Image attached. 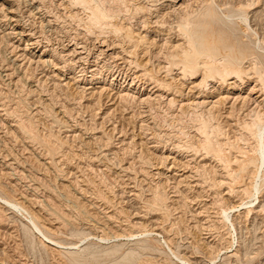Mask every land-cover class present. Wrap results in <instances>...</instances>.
I'll return each instance as SVG.
<instances>
[{
	"label": "rangeland",
	"instance_id": "374dc122",
	"mask_svg": "<svg viewBox=\"0 0 264 264\" xmlns=\"http://www.w3.org/2000/svg\"><path fill=\"white\" fill-rule=\"evenodd\" d=\"M37 1L35 3L34 8H31V6L27 7L25 5V0L24 3L23 0H16L15 4L20 7L22 6L21 8L22 12L25 10L24 16L25 18L28 17V20L26 18L25 21L27 20L28 21L27 23H31L32 21L34 24V29L38 33L42 32L41 33L42 35L40 34L41 37L39 36V34L37 35L38 38L40 37L39 40L41 41L44 40L43 41L44 45L42 47L45 46L51 47L52 45L53 47H51V49H56L60 51L62 50L65 44L68 45L69 42L72 43L76 42L75 39H78L77 41L78 43H81L84 40L85 41L88 40V43L89 41L91 42L92 40L96 41L99 32L95 31L97 32L96 33L97 37L94 34L93 35L95 37H91L93 36L92 33L94 31L89 32L90 34L88 33V31L87 32L85 31L86 27L88 26L84 23L85 21L83 20L89 15L88 11L83 10L84 12L82 11V13H80L79 15L80 17L78 16L79 17L78 18L74 14L75 13L74 10L77 7L75 5L70 4L71 0H65L67 4L62 0H40V1L37 0ZM97 1L98 0H94L95 3ZM123 1L99 0L97 3L98 5L100 4L103 5L102 7L104 8H107L109 5L108 9L110 11L113 10L114 12L115 10L116 13L118 11L117 14L119 15L117 16L115 14L116 15L115 18H117L118 20L114 19V21L116 20V22H118L121 25L123 22L122 20H126L123 22L124 23L123 25L126 28L131 26L132 29L135 28L134 30H136V32L138 31V29L136 28H141V33L142 30L144 31V29H142L144 25L143 23H141L140 20L141 17L148 18L146 16L149 15H150L149 17H151L150 13L152 12L153 14V11L154 10L158 11L159 8H160L159 12L160 11L162 12L163 9L162 5L164 4V1L163 2L159 1L156 2L159 3L157 5L155 2H153L156 0H152V2L151 0H146L147 2H145V0H137V1L132 0V2L129 0L127 1L123 0ZM209 1L210 3H208ZM221 1L222 0H218V1L201 0L200 2L197 0V2H195V0L194 1L189 0L190 3L189 2L188 3L191 6L190 10L193 6L192 11L194 12L188 11L189 14L187 18L189 19L190 15H192L193 18L191 16L189 20L193 21L196 18L194 20L195 22H201L205 24L206 34L209 35V42L211 41L210 43H213L214 45L217 42L215 46L219 48L222 54H224L225 51H228L229 49L230 50L233 49L236 52L235 54H237V52L239 51L245 52V55H247L249 59L246 58L244 61L245 63L244 62L243 63L245 64L244 67L247 68L246 70H248L249 73L253 72L250 69L251 66H253L252 64H255L256 62L260 63V65L258 64V66H260L261 69L264 70V0H243V1L223 0L222 2ZM225 1L226 3H224ZM192 2H194V5H192L193 4ZM125 3L128 5V7L126 6ZM131 3L133 4L131 5ZM143 3L146 4V6L148 7L144 6ZM0 4H2V2H0ZM122 4H125L126 7ZM5 5L6 7L4 5L0 6L1 11L3 10L2 7L5 8L3 12L0 11V16L7 15V9L9 8V5L7 4ZM36 5H38V7ZM60 5L62 9L60 8ZM70 5L76 8L72 10L73 8L71 9ZM110 5L112 6L110 7ZM142 6L144 8L145 7L147 8L146 16H144V14L140 16L141 14L139 13L140 14L139 15L136 12V8ZM66 7L67 9H69V12L68 11L65 12ZM58 8L61 10H59ZM32 9L34 10L32 11ZM129 9L130 11H128ZM56 10L57 11L59 10L58 14ZM148 10L150 11V13L148 12ZM208 10H210L211 12L209 16L207 15L208 13H206ZM240 10H242L243 13H241ZM34 11L35 12L37 11L38 13L35 14ZM119 11H121V13H119ZM213 12L214 13L216 12L215 13L216 16L214 15ZM30 13L31 14L33 13L34 15L32 14V16H29L28 14ZM66 13L67 15H64ZM83 13L87 16H85ZM122 13L123 16L121 15ZM62 15L64 17H62ZM69 15L71 17H69ZM131 15L133 19L132 17H129ZM228 15L230 17H228ZM3 16H1L2 20H4ZM57 16L59 17L61 16L60 17L61 19L58 18ZM30 17H32V19ZM197 17L199 18L197 19ZM208 17L209 19H207ZM227 17L230 19H227ZM68 19L71 21H69ZM134 19L136 21L130 23ZM217 19L219 21H217ZM50 20L51 21L54 20V21L50 22ZM127 20L129 21V24ZM173 20L172 18H169L167 20L169 26H174V27L178 26L177 24H179L178 20H180V17L178 19V15H176V17H173ZM4 21H7V18ZM175 22H177V24ZM4 23H2V25L0 24V47H1L0 48V54H1L0 55V110H1L0 111V200L8 196L7 198L11 200L13 199L14 201L16 199V201L22 203L29 213L31 212L32 214L35 215L39 224L44 228V230L53 239L61 243L67 249H57L51 245L44 246L40 240L41 239L40 234L37 233L36 229L31 225V221H30L31 215H28L25 211H23L22 213L19 210H17V212H15L14 210H9V208L7 207L5 208L4 204L0 203V264H165V263L181 264L182 262L179 263L180 260L177 259L176 256H179L181 259L190 258V260L195 264H264V228H263L264 227V166L263 169L262 167L259 168V170L262 169L260 171L255 170L256 168L253 167L254 165H251V163L248 161L255 156L252 159L255 161V163L258 164L256 159L258 157L256 156V153H254V151L251 150L252 149V147L250 146L251 143L247 142L246 140L242 142L243 139L240 138V136L243 134V131L241 126H239V124L241 123L242 118L244 119L243 113H242L243 115L242 117L241 115H239L241 114L240 112H236L235 113L236 115L234 116L235 118L233 117L229 122V119H227L226 117H227V112H230V110L228 109V107H221V109L224 108L223 109L224 117L221 116L220 118V116H218L217 114V116L213 117L214 120L212 118V120L210 121L212 123L210 125L212 126L216 125L217 127H222L220 128L221 130L223 128L224 129L220 132L219 140L217 139L219 133L215 134L214 132V135H212L211 137L212 140L206 142L205 139L200 138L199 136L197 137L198 135L197 126L202 124L201 122L204 120V118L206 120V117L209 119L210 116L205 115L206 113L203 111L202 112L197 111L198 112L197 113L194 111L190 112L188 109L182 107L186 110L184 111L181 108L182 102H180V100L186 101V99L192 98L193 96L196 97L198 95V93L196 94L195 92L191 91L192 86L190 83H192L193 81L192 78H189V80L186 83H184L179 79V77H177L178 72L176 69L173 70L174 72L170 71V74L173 75V78L170 75L167 76L168 73L166 70H165L166 73L164 72V70H161L163 66L164 67L167 66L165 61L169 62L167 59L165 60L163 57V55L167 57L166 55L167 53H169L167 50L169 48L168 45L166 47L162 46L164 48L162 50L163 55H161L160 57L157 55L159 58L155 57L156 58L155 60L154 58L151 60L154 65H151L152 63L150 59L148 62V60L143 59L141 56H139L138 58L136 57L137 59L135 58L134 61L135 62L137 61V64H139V58H140L141 60L140 63L142 64V66L145 64V67L147 66L146 67L147 69L150 68L152 69V70L150 69L149 72L150 76L152 77L148 76L149 78L147 77L148 79H146L147 80L146 82H148L151 86H155L152 83L153 82L156 83L157 80L155 79L158 78V80L160 81L157 82L158 84H163L166 86L165 87L166 90L169 91L171 90L170 94L164 92V95H169V99L172 98L175 101L173 105L174 107L167 105L168 101L165 99H164L165 101L162 100V104L157 103L155 101L152 103L153 105H148V106L140 105V104L138 105V103L131 102V100L130 102L126 101L124 104V101H121L118 95H116L117 90L113 91L112 90L113 88L112 89L110 88L112 91L109 89H108L109 91L106 90L102 96L101 90L97 88L99 86L95 83L94 85H92L93 90H87V92L86 91L84 92L82 89H79L78 86L76 85H72L73 82H71V86L69 87V89L65 87L64 85L65 82H63L62 79L70 78L72 74L69 72L71 71L58 72V70H56L57 68L56 64H58L59 62H57L56 60H54L55 64L51 63V66L50 63L48 64L49 66L47 64L41 65L35 63L38 61L37 56H41L40 54L42 53L43 48L42 47L39 48L38 49L39 51L38 50L25 51L27 45L26 41H22L23 39H21L20 36L15 34L16 32L13 30L12 26L8 25L9 22H4ZM78 23H82V24L78 25ZM168 23H165V25L166 24L168 25ZM45 26L46 27L49 26L48 27L49 29L46 28ZM55 28L57 31L54 30ZM8 32L13 33L12 37L11 35L7 34ZM5 34L8 35L7 38H5L7 36ZM58 34L60 37L58 36ZM145 34L146 32L143 33V35ZM3 35H5V37ZM13 35L14 37L16 36V38H14ZM87 35L89 37H87ZM147 35L151 40L153 38L155 40L156 38L157 39L160 38L157 34L156 36L155 34L153 35L147 34ZM70 36L71 37L75 36L74 37L75 39L71 38ZM9 37H11L12 39ZM82 38H84V40ZM49 39L52 41H49ZM62 39L64 40V42H62L63 41ZM213 39H215L214 40L215 42H213ZM46 41H48V43ZM57 42L59 45L57 44ZM162 44L165 46V42ZM17 46H19L20 48ZM57 47H59L60 49ZM223 48L225 50H223ZM35 52L38 54H36ZM93 60L94 59L91 58V62ZM60 61L62 62V60ZM157 62L160 65H158ZM14 63L16 65H14ZM32 63L34 65H32ZM148 64H150L151 66ZM40 65L42 67H40ZM157 65L160 66V69ZM162 71L163 74L161 73ZM132 73L133 72H130L128 74H130V77L134 78ZM255 77H253L252 75V78H254L255 80L253 79L252 84L250 85L248 84V86L247 84H245V86H243V88H245L244 90L241 91L236 89L235 91H231L230 94L234 96H238L240 93L247 95L248 94L247 92H249V88L254 86L256 81H258L256 80ZM201 78L202 76L200 75V77L197 80L200 81ZM149 79H151V81L152 79L154 80L151 82ZM178 80H179V84L183 85L181 86L182 88L179 86ZM244 82H247V79L246 81L244 80ZM208 83H209L208 85L212 84L211 81H209ZM61 84H63V86ZM174 86H176V90H174L175 89ZM71 87L73 88L71 89ZM208 87H211V85ZM150 88L152 87H149V89ZM186 88L187 90H185L186 91L185 92L184 89ZM81 90L83 91V94ZM227 91L228 90H226V92ZM94 92L97 94H95ZM81 94L83 96L85 95L86 98H84ZM100 94L101 96H99ZM182 94H184L183 95L185 96L184 98H182L183 97ZM109 95L111 96V98ZM177 95L180 97H178ZM218 98L219 96L214 97V100ZM98 100L101 102H99ZM164 104H166L167 106ZM152 106L155 107L152 108ZM260 111L261 109L259 110V112ZM263 111L264 108H262V111L260 112L262 115L261 117L263 118V119L261 118V121L264 124ZM184 113L187 114L189 113L192 116L189 114L185 115ZM193 113L194 114L196 113L198 117L193 116L194 115ZM199 115H201L202 117ZM237 115L240 117V120L238 119L239 117ZM182 116L184 119L182 118ZM195 117L198 118L199 120L198 119L196 120ZM215 118L218 119L217 122ZM193 119L195 120L193 121ZM237 119L240 121V123ZM195 121L196 123L197 121H199L200 124L197 123L198 125H196ZM213 121L215 122L213 123ZM218 122H220L221 124L219 125ZM231 123L232 124L237 123L236 124L237 126L236 125L233 126ZM19 124L24 125V127H27L28 128L27 130H32V133L34 134H32L29 131L21 130L20 129L21 125ZM227 124H231V125L227 126ZM16 125L20 126V127L18 126L19 129L16 127ZM231 126H233V128H231ZM235 127L237 131L239 130L237 133ZM234 130L237 136L235 135ZM183 132L186 134L188 132L189 134L190 133L192 134L190 135L188 134L186 136ZM23 133L27 136L24 135V137H22ZM28 135L30 137H28ZM174 137L176 138L174 139ZM227 137H229L230 140L232 139L231 142L232 141L234 142L230 143V140ZM197 138H199L198 142H197ZM200 140L204 142L199 143ZM215 141L217 142L225 141V142L223 143L219 142L217 144ZM210 142L215 143V145L211 144ZM177 144L179 148L180 147L182 148V150L181 149L179 150V148H177ZM210 144L213 146H211ZM192 145L194 146V148L197 147V149L199 150L202 148L203 149L202 151L200 150L199 153L195 152V154H198V156L195 159V163H192L191 166L194 167H199L201 165L203 166L201 157L204 155V154L202 155V153H205L204 148H212L211 149L213 151L212 153L218 155L220 157L219 159L220 161L223 160V158H225L224 160L229 162L231 168L233 169L236 168V172L233 177L234 182H232V186L230 185L232 188L229 187L230 190L233 191V194L231 196L232 198L227 195L228 190L226 188L219 189V187H215L214 189L212 185L213 184L212 179L214 177L213 176L214 173L210 167L209 168L207 167L208 168V169L206 168L207 170L206 169L202 170V168L199 167L202 170L201 171L202 173L201 172L199 173L201 174V176L196 172L194 173V171L192 172L194 174H192L190 170L186 169L184 164L186 163V161L188 162V160H190V158L188 159V157L194 155V149L192 148L193 147ZM218 145L221 146V152L219 149L220 147ZM223 146H226L225 148L228 149H225ZM213 149L216 150V152H214ZM140 150L142 151V153ZM217 151L220 152L222 155ZM248 151L250 153H248ZM174 153L176 155H174ZM164 154L165 156L170 155L175 160L172 159L171 164L168 165L162 163L164 162V160H161V158H164ZM182 158L185 159L183 160ZM235 158H238L239 160L241 159L244 161H248V163L250 164V168L239 172L240 170H237L236 167L237 164L235 162ZM212 160L213 163H210L211 165L213 164L212 166H221L220 165L221 162L219 160L211 159L210 161ZM173 163L175 169L173 167ZM170 168H173V170ZM250 169L253 170L251 171ZM183 170L185 172H183ZM253 171H255L254 174ZM186 172L188 174H186ZM205 172H207V174H209L208 172H210V174L206 175V177L204 178L203 176H205ZM250 175L252 176L253 179L252 178L248 179V177H251ZM185 176L186 177L188 176L187 177L188 179ZM193 176H195L196 178H194ZM207 176L209 178H207ZM180 178L181 179L185 178V180L188 183L183 179L182 181ZM204 181L206 182V184L204 183ZM179 182L180 183L184 182V183L180 184ZM249 183H251L252 186ZM210 186L212 187V189L210 188ZM243 186L248 187L249 189L252 188L251 189L252 191L251 193H249L250 194L249 197L248 196H243L242 198L239 197L240 200H238V198L236 197V193ZM203 188L205 190L207 188L211 190L208 191L209 189H207L205 192ZM159 194L160 196H158ZM223 195H225V197ZM157 196L161 200L162 199L163 200L161 201L158 198L160 201L158 200L157 201L158 203H156L155 198H157ZM219 197L221 201H219ZM214 199L217 200V203L222 202L225 205L228 204L229 207L236 206L235 208L237 209L235 210L234 213L231 214V217L232 216L235 217V219H237L240 222L238 223V221L236 220L238 224L236 223L237 227L235 231L234 228L231 226L232 224L229 223H227L225 227L222 224L223 228L221 227L222 225L220 223V220L218 219V215L215 213L217 211L214 210L215 206L213 208V204L215 205L216 203ZM223 199L226 200L224 201ZM212 201L214 202L212 203ZM159 202H161L160 205ZM154 203L156 204V207L154 206L155 205ZM31 204L33 205L31 206ZM161 204L163 207H160ZM208 205L212 207L210 206L208 207ZM150 206H153L151 207L153 210L150 208ZM258 206H263L262 211L260 213L257 212L259 211ZM210 209H212V211ZM120 214H122L123 216H121ZM168 218L170 221L168 220ZM209 219L210 222L212 220L214 224L211 225V223L213 222L210 223L209 221H207ZM154 221H156V223ZM132 222L142 223L141 225L143 227L138 226L137 227L138 229L137 228L135 229V227L132 226L133 224ZM152 222H154L155 227L152 226L151 224ZM205 222L206 223L209 222V223L206 224ZM242 223H243L242 225L243 229L241 227ZM157 224H159V226ZM160 226L161 227L165 226V228L163 227L162 229L163 230L166 229L162 233V229L160 228L161 231L158 232L160 234V237H156L155 235L150 237L151 233L149 231L152 232V230L149 229H151L152 227V229L154 230V228L156 229V227H160ZM207 228L208 229L215 228V229L213 230L210 229L212 231L210 230L208 231ZM167 231H169V233ZM97 236L100 237L105 236L106 238H110V240L108 242H101L99 241V238ZM166 241L169 242L170 247L172 246L171 249L172 251L174 250L173 251V253H175L174 255H172V252L169 250L170 248L168 247Z\"/></svg>",
	"mask_w": 264,
	"mask_h": 264
},
{
	"label": "bare ground",
	"instance_id": "6f19581e",
	"mask_svg": "<svg viewBox=\"0 0 264 264\" xmlns=\"http://www.w3.org/2000/svg\"><path fill=\"white\" fill-rule=\"evenodd\" d=\"M15 1L16 0H0V2H2V4H0V6H5L6 7V5L5 4H7V5H9V8L7 9V15L6 16H3V15H1V16H3V18H4V20L7 18V21H4V20H2V17L0 16V24L2 25V23H4V22H9V24L8 25H11L12 26V28H13V30L16 32H14L16 35H18V36H20L21 37V39H23L22 41H26V48H25V51H36V50H38L39 48H41L44 44H43V41H41V40H39V38L41 37L40 36V34L42 33H38L35 29H34V24H33V22L31 21V23H27L28 21V17H26L27 18V20L25 21V16H24V11L22 12V6L20 7V6H18V5H16L15 4ZM36 1L37 0H28V1H26L25 0V5L28 7H30L31 6V8H34L35 7V3H36ZM40 1V0H39ZM62 1H64L65 2V0H62ZM61 1V2H62ZM99 1V0H98ZM97 1V2H98ZM111 1V0H110ZM118 1V0H117ZM123 1V0H122ZM127 1V0H126ZM129 1H131L132 2V0H129ZM135 1V0H134ZM137 1V0H136ZM159 1H164V4L162 5L163 6V9H162V12L160 11L159 12V9H158V11L157 10H154L153 11V14H152V12L150 13V9L148 10V12L151 14V17H149V16H146V7H148V6H146V4H144L145 2H147L146 0H145V2L143 3L144 4V6H146L145 8L142 6V7H138V8H136V12L140 15V16H142L143 14H144V16H146V17H148V18H145V17H141V23H143V28L142 29H144V31L142 30V33H141V28H136V29H138V31L136 32V30H134V29H132V27L130 26V25H128V26H130V27H128V28H126L123 24V22L124 21H126V20H122L123 22H122V24L120 25L118 22H116V20L114 21V19H117V18H115L116 17V15L118 16L119 14H117L118 13V11H117V13H116V11L114 10V12H113V10H109L108 9V7H109V5H108V7L107 8H104V7H102L103 5H98V3L96 2H94V0H71L70 2V4H72V5H75L76 7V9L74 8V6H71V9L72 10H74L75 11V16H79L80 15V13H82V11L83 10H85V11H88V13H89V15L87 16V15H85L84 13V15L85 16H87L86 18H84V20L83 21H85L84 23L88 26V27H86V32L88 31V33L89 32H92V31H97V32H99V35H98V37L96 36V33L97 32H93L92 33V35L94 34L96 37H97V39H96V41H93L92 39V41L90 42L89 41V43H88V40L87 41H85L84 40V38H82L83 40V42H81V43H78L77 41H78V39H75L74 37L75 36H77V35H75V36H73V37H71V38H73V39H75V41L76 42H74V43H72V42H69V44L67 45V44H63L64 45V47L62 48V50H60V51H58V50H56V49H51V47H53L52 45H51V47L50 46H45V47H42L43 48V51H42V53L40 54L41 56H37V59H38V61L37 62H35V63H38V64H43V65H48L49 63H50V66H51V63H54L55 64V62H54V60H56L57 62H59L58 64H56V66H57V68H56V70H58V72L59 71H62V72H65V71H71V72H69V73H71L72 74V76L70 77V78H66V79H62V81L63 82H65V87H67L68 89H69V87L71 86V82H73L72 83V85H76V86H78V88L79 89H82L84 92L86 91L87 92V90H93V88H92V85H94V83L95 84H97L99 87H97V88H99L100 90H101V94H102V96H103V94L105 93V91L107 90V91H109V90H111L112 88V90L114 91V90H117V92H116V95H118V97H119V99L121 100V101H124V104H125V102L127 101H129L130 102V100H131V102H134V103H138V105L140 104V105H153L152 103L153 102H157V103H161L162 104V100L163 101H165V100H167L168 102H167V105H170V106H173L174 105V103H175V101L171 98V99H169V95H164V92H166L167 94H170L171 92V90L169 91V90H166V86L165 85H163V84H158L157 82L159 81L158 80V78H156L155 80H157V82L156 83H152V84H154L155 86H151L148 82H146L147 80L146 79H148L149 77L148 76H150V74H149V72H150V69H147L146 67H145V64L142 66V64L140 63L141 62V60H140V58H139V64H141V65H139V64H137V61L135 62L134 60H135V58L137 57H139V56H141L143 59H146V60H148V62H149V59H150V61L154 58V60L156 59L155 57H160L161 55H163V53H162V50L164 49L163 47H166L167 45H168V52L169 53H167V57H165L164 55H163V57H164V59L166 60H168L169 62H166L165 60V63L167 64V66H163L162 68H161V70H164V72H165V70L167 71V76L168 75H170V76H172V78H173V75H171L170 74V71H173V70H177V77H179V79L181 80V81H183L184 83H186L188 80H189V78H192V83H190L191 84V86H192V88H191V91L192 92H195L196 94L198 93V95L195 97V96H193L192 98H189V99H186V101L184 100V101H181L180 99H178V100H180V102H182V106H181V108L182 107H184L185 109H188L190 112L191 111H194V112H197V111H203V112H205L206 114L205 115H208V116H210L209 117V119L206 117V120H205V116L203 117L204 118V120L201 122L202 124H200L199 123V121H197V123H199L200 125L199 126H197L198 128V131H197V137L199 136L200 138H203V139H205V141L206 142H209V140H212V135H214V132H215V134H217V133H219L218 134V140H219V136H220V132L224 129H220V128H222V127H217L216 125L215 126H212V125H210V124H212L210 121L212 120V118L214 117V116H217V114H218V116H220V118H221V116L222 117H224V113H223V109L224 108H222L221 109V107H228V109L230 110V112H227V119H229V122H230V120L236 115L235 113L236 112H240L241 114H239V115H241L242 117H243V115H242V113L244 114V119L242 118V120H241V123H240V117L237 119L238 121H239V126H241V128H242V131H243V134L240 136V138L241 139H243V141L242 142H244V140H246L247 142H250L251 143V147H252V149L251 150H253L254 151V153H256V156L258 157V158H256L257 159V162H258V164L257 163H255V161L252 159V158H254V157H252L251 158V160H248L250 163H251V165H254L253 167L254 168H256L255 170H259V168H261L262 167V169H263V166H264V124L262 123V121H261V111H262V108H264V70H262L261 69V67L260 66H258V64L260 65V63H255L254 61V63L255 64H252L253 66H251V69L250 70H252L253 72H251V73H249L248 72V70H246L247 68L246 67H244V61H245V59L246 58H248L247 57V55H245V52H241V51H239V52H237V54H235L236 52L232 49V50H228V51H225V53L224 54H222L221 52H220V50H219V48L217 47V46H215L216 44H217V42H216V44L214 45L213 43H210L209 42V35H207L206 34V26H205V24H203V23H201V22H195L194 20L196 19H194L193 21H191V20H189L190 18H191V16L192 15H190V18L188 19L187 18V16H188V14H189V12L188 11H192L193 9V6H192V8H191V10H190V2H189V0H156V1H153V2H159ZM194 1V0H193ZM198 1H200L201 2V0H198ZM211 1H213V0H211ZM216 1V0H215ZM218 1V0H217ZM223 1V0H222ZM221 1V2H222ZM243 1V0H242ZM241 1V2H242ZM20 2V1H19ZM38 2V1H37ZM53 2V1H52ZM58 2V1H57ZM114 2V1H113ZM116 2V1H115ZM124 2V1H123ZM151 2H152V0H151ZM189 2V3H188ZM195 2H197V0H195ZM220 2V1H219ZM228 2V1H227ZM231 2V1H230ZM23 3H24V0H23ZM59 3V2H58ZM66 3V2H65ZM69 3V2H68ZM101 3V2H100ZM119 3H120V1H119ZM122 3V2H121ZM193 4L192 5H194V2H192ZM208 3H210V1L208 2ZM213 3V2H212ZM215 3V2H214ZM224 3H226V1L224 2ZM18 4V3H17ZM21 4H22V2H21ZM41 4V3H40ZM67 4V3H66ZM111 4V3H110ZM115 4H117V3H115ZM126 4V3H125ZM125 4H122V5H124L125 6ZM129 4V3H128ZM133 3H131V5H132ZM142 4V5H143ZM149 4V3H148ZM147 4V5H148ZM157 5L159 4V3H156ZM160 4H162V3H160ZM196 4V3H195ZM19 5H20V3H19ZM24 5V6H25ZM55 5V4H54ZM63 5H64V3H63ZM139 5V4H138ZM150 5V4H149ZM152 5H153V3H152ZM151 5V6H152ZM202 5V4H201ZM213 5H215V4H213ZM37 7H38V5H36ZM53 6V5H52ZM59 6V5H58ZM57 6V7H58ZM67 6V5H66ZM69 6V5H68ZM112 5H110V7H111ZM126 6L128 7V5L126 4ZM125 6V7H126ZM134 6V5H133ZM141 6V5H140ZM155 6V5H154ZM240 6V5H239ZM249 6V5H248ZM27 7H26V9H27ZM65 7V6H64ZM201 7V6H200ZM203 7V6H202ZM213 7H215V6H213ZM225 7V6H224ZM228 7V6H227ZM3 8V10H5V8L4 7H2ZM1 8V9H2ZM40 8H42V7H40ZM55 8V7H54ZM60 8H61V5H60ZM150 8V7H149ZM30 9V8H29ZM57 9V8H56ZM59 9V8H58ZM62 9V8H61ZM61 9H59V10H61ZM66 9H67V7H66ZM65 9V12L66 11H68L69 12V9H67L66 10ZM113 9V8H112ZM131 9V8H130ZM130 9L128 10V11H130ZM135 9V8H134ZM154 9H155V7H154ZM206 9H209V8H206ZM238 9V8H237ZM240 9H241V7H240ZM3 10L1 11V12H3ZM34 9H32V11H33ZM36 10V9H35ZM38 10V9H37ZM41 10V9H40ZM43 10V9H42ZM58 10V11H59ZM118 10V9H117ZM126 10V9H125ZM152 10H153V7H152ZM198 10V9H197ZM211 10V9H210ZM210 10H208L206 13H208L207 15L209 16V14L211 13L210 12ZM39 11V10H38ZM46 11V10H45ZM57 11V10H56ZM58 11H57V14H58ZM62 11H64V10H62ZM213 11V10H212ZM241 11V13H243L242 12V10H240ZM28 12H30V11H28ZM35 12V11H34ZM43 12V11H42ZM47 12V11H46ZM84 12V11H83ZM145 12V13H144ZM192 12H194V11H192ZM197 12V11H196ZM195 12V13H196ZM204 12V11H203ZM27 13V12H26ZM36 13H38L37 11L35 12V14ZM50 13V12H49ZM54 13V12H53ZM72 13V12H71ZM119 13H121V11H119ZM124 13V12H123ZM123 13L121 14L122 16H123ZM137 13H136V15H137ZM195 13H193V14H195ZM201 13V12H200ZM214 13V12H213ZM216 13V12H215ZM214 13V15L216 16V14ZM31 14V13H30ZM30 14H28L29 16H32V14L30 15ZM39 14H40V12H39ZM44 14V13H43ZM52 14V13H51ZM56 14V13H55ZM74 14H73V16H74ZM116 14V15H115ZM135 14V13H134ZM26 15V14H25ZM34 15V14H33ZM46 15V14H45ZM49 15V14H48ZM60 15V14H59ZM64 15H67V13L66 14H64ZM70 15H72V14H70ZM69 15V17H71ZM120 15V16H121ZM128 15V14H127ZM126 15V16H127ZM176 15H178V19H179V17H180V20H178L179 21V24H177V22H175L178 26H176V27H174V26H169V23L167 22V20L169 19V18H172V20H173V17H176ZM201 15V14H200ZM199 15V16H200ZM206 15V14H205ZM206 15V16H207ZM230 15V14H229ZM228 15V17H230ZM53 16V15H52ZM52 16H50V17H52ZM56 16V15H55ZM83 16V15H82ZM125 16V15H124ZM134 16V15H133ZM37 17V16H36ZM35 17V18H36ZM41 17V16H40ZM47 17V16H46ZM58 18H60L59 16H57ZM62 17H64L63 15H62ZM80 17V16H79ZM78 17V18H79ZM84 17V16H83ZM129 17H132V15L131 16H129ZM129 17H127V18H129ZM138 17V16H137ZM136 17V18H137ZM194 17H195V15H194ZM225 17V16H224ZM227 17V19H230V18H228ZM232 17V16H231ZM31 19H32V17H30ZM33 18H34V16H33ZM39 18V17H38ZM68 18V17H67ZM82 18V17H81ZM124 18V17H123ZM135 18V19H136ZM140 18V17H139ZM168 18V19H167ZM187 18V19H186ZM192 18H193V16H192ZM199 17H197V19H198ZM203 18H205V17H203ZM215 18V17H214ZM61 19V18H60ZM63 19V18H62ZM76 19V18H75ZM83 19V18H82ZM86 19V20H85ZM120 19V18H119ZM132 19H133V17H132ZM132 20L130 23H132L133 21L135 22L136 20ZM165 19H166V22H165ZM207 19H209V17L207 18ZM219 19V18H218ZM217 19V21H219ZM55 20V19H54ZM53 20V21H54ZM59 20V19H58ZM67 20V19H66ZM65 20V21H66ZM69 20V19H68ZM77 20V19H76ZM81 20V19H80ZM79 20V21H80ZM118 20V19H117ZM129 20H131V19H129ZM214 20V19H213ZM212 20V21H213ZM29 21H30V19H29ZM42 21V20H41ZM46 21V20H45ZM49 21V20H48ZM53 21H51L50 20V22H53ZM69 21H71V20H69ZM78 21V22H79ZM120 21V20H119ZM128 21V20H127ZM170 21V20H169ZM174 21V20H173ZM59 22V21H58ZM57 22V23H58ZM63 22V21H62ZM82 22V21H81ZM221 22H222V19H221ZM220 22V23H221ZM35 23V22H34ZM42 23V22H41ZM76 23H77V21H76ZM121 23V22H120ZM165 23H168V25L166 24L165 25ZM215 23V22H214ZM5 24V23H4ZM3 24V25H4ZM39 24H40V21H39ZM46 24H48V23H46ZM45 24V25H46ZM50 24V23H49ZM53 24V23H52ZM66 24H67V22H66ZM66 24H65V26H66ZM69 24H70V22H69ZM79 24H82V23H78V25ZM128 24H129V21H128ZM139 24V23H138ZM137 24V25H138ZM171 24V23H170ZM51 25V24H50ZM49 25V26H50ZM55 25H56V23H55ZM142 25V24H141ZM30 26V27H29ZM42 26V25H41ZM49 26H45L46 28H48ZM71 26V25H70ZM82 26V25H81ZM140 26V25H139ZM29 27V28H28ZM74 27V26H73ZM72 27V28H73ZM134 27V26H133ZM137 27V26H136ZM214 27V26H213ZM51 28V27H50ZM53 28V27H52ZM69 28V27H68ZM6 29V28H5ZM9 29V28H8ZM43 29V28H42ZM49 29V28H48ZM76 29V28H75ZM83 29V28H82ZM213 29V28H212ZM12 30V29H11ZM40 30V29H39ZM38 30V31H39ZM44 30V29H43ZM54 30H56V28L54 29ZM66 30H68V29H66ZM7 31V30H6ZM18 31V32H17ZM42 31V30H41ZM48 31V30H47ZM46 31V32H47ZM51 31V30H50ZM57 31V30H56ZM72 31V30H71ZM214 31V30H213ZM13 32V31H12ZM66 32V31H65ZM68 32V31H67ZM76 32V31H75ZM78 32V31H77ZM85 32V33H86ZM146 32V34L145 35H143V33H145ZM43 33H44V31H43ZM71 33V32H70ZM83 33H84V31H83ZM82 33V34H83ZM221 33V32H220ZM8 35H11V37H12V34L13 33H10V32H8L7 33ZM7 34H5V35H7ZM39 34V38L37 37V35ZM63 34V33H62ZM74 34V33H73ZM78 34V33H77ZM90 34V33H89ZM88 34V35H89ZM147 34H155V36H156V34L160 37L159 39H157L156 38V40L153 38L152 40L148 37V35ZM5 35H3L4 37H5ZM8 35L5 37V38H7L8 37ZM42 35V34H41ZM46 35V34H45ZM44 35V36H45ZM87 35V37H89ZM91 36V37H95V36ZM212 35V34H211ZM220 35H222V34H220ZM43 36V37H44ZM58 36H59V34H58ZM69 36V35H68ZM82 36V35H81ZM104 36V37H103ZM150 36V35H149ZM11 37H9V38H11ZM13 37H14V35H13ZM19 37V38H20ZM60 37V36H59ZM90 37V38H91ZM103 37V38H102ZM4 38V39H5ZM14 38H16V36L14 37ZM46 38V37H45ZM54 38V37H53ZM61 38H62V36H61ZM67 38V37H66ZM69 38V37H68ZM151 38H152V36H151ZM3 39V38H2ZM12 39V38H11ZM18 39V38H17ZM16 39V40H17ZM42 39V38H41ZM48 39V38H47ZM55 39V38H54ZM80 39V38H79ZM87 39V38H86ZM212 39V38H211ZM222 39H223V36H222ZM63 40V39H62ZM67 40V39H66ZM70 40V39H69ZM215 39H213V42H215L214 41ZM7 41V40H6ZM49 41H52V40H50L49 39ZM59 41H61V40H59ZM73 41V40H72ZM217 41V40H216ZM8 42H9V40H8ZM47 43H48V41H46ZM62 42H64V40L62 41ZM165 42V46L162 44V43H164ZM19 43H22V42H19ZM45 43V42H44ZM159 43H160V45H159ZM57 44H58V42H57ZM62 44V43H61ZM71 44H73V45H71ZM162 44V45H161ZM219 44H221V43H219ZM49 45V44H48ZM59 45V44H58ZM14 46H15V44H14ZM13 46V47H14ZM163 46V47H162ZM221 46V45H220ZM6 47V46H5ZM12 47V48H13ZM17 47H19V46H17ZM16 47V48H17ZM61 47V46H60ZM230 47V46H229ZM1 48V47H0ZM9 48V47H8ZM10 48H11V45H10ZM20 48V47H19ZM18 48V49H19ZM23 48V49H24ZM57 48H59V47H57ZM225 48V47H224ZM223 48V50H225ZM60 49V48H59ZM221 49V48H220ZM222 50V49H221ZM39 51V50H38ZM157 51H159V52H157ZM19 52V51H18ZM164 52V51H163ZM2 53V52H1ZM36 53V52H35ZM247 53H249V52H247ZM36 54H38V53H36ZM251 54V53H250ZM1 55V54H0ZM9 55V54H8ZM18 55V54H17ZM30 55V54H29ZM29 55H28V57H29ZM35 55V54H34ZM158 55V56H157ZM19 56V55H18ZM24 56H25V54H24ZM27 56V55H26ZM32 57V56H31ZM34 57V56H33ZM158 57V58H159ZM10 58V57H9ZM24 58V57H23ZM91 58H93L94 60L91 62ZM136 58V59H137ZM141 58V59H142ZM157 58V59H158ZM256 58V57H255ZM258 58V57H257ZM58 59H60V60H62V62H64V63H62L60 60H58ZM161 59V58H160ZM249 59V58H248ZM21 60V59H20ZM32 60H34V59H32ZM145 61V60H144ZM246 61H248V60H246ZM256 61V60H255ZM9 62V61H8ZM24 62V61H23ZM32 62V61H31ZM159 62H161V61H159ZM244 62V63H243ZM151 65H154L153 64V62L151 61ZM158 63V62H157ZM249 63V62H248ZM252 63V62H251ZM164 64V63H163ZM250 64V63H249ZM14 65H16L15 63H14ZM21 65V64H20ZM32 65H34L33 63H32ZM40 65V67H42ZM148 65H150V64H148ZM150 65V66H151ZM158 65H160L159 63H158ZM157 65V66H158ZM251 65V64H250ZM7 66V65H6ZM23 66V65H22ZM38 66V65H37ZM36 66V67H37ZM49 66V65H48ZM149 66V67H150ZM156 66V67H157ZM162 66V65H161ZM47 67V66H46ZM78 67V68H77ZM148 67V68H149ZM159 67V69H160V66H158ZM173 67H176V68H173ZM154 68H155V66H154ZM173 68V69H172ZM248 68H249V65H248ZM17 69V68H16ZM21 69V68H20ZM49 69V68H48ZM79 69V70H78ZM28 70V69H27ZM26 70V71H27ZM43 70V69H42ZM78 70V71H77ZM149 70V71H148ZM152 70V69H151ZM156 70V69H155ZM158 70V69H157ZM130 72H133L132 74H133V76H134V78H132V77H130V74H128V73H130ZM152 72V71H151ZM158 72V71H157ZM156 72V73H157ZM174 72V71H173ZM172 72V73H173ZM21 73V72H20ZM31 73V72H30ZM36 73V72H35ZM153 73V72H152ZM162 74H163V71L161 72ZM166 73V72H165ZM40 74V73H39ZM66 74V73H65ZM176 74V73H175ZM174 74V75H175ZM15 75V74H14ZM57 75H59V74H57ZM196 75H197V77H196ZM199 75V76H198ZM200 75L202 76V78H201V80L200 81H198L197 79L200 77ZM252 75H253V77H255L256 78V80H258V81H256V83H255V85L254 86H252L251 88H249V92H247L248 94L247 95H244V94H242V93H240L238 96H234V95H231L230 94V92L231 91H235L236 89H238V90H244L245 88H243V86H245V84H247V86H248V84L250 85V84H252V80L254 79V78H252ZM13 76V75H12ZM11 76V77H12ZM54 76V75H53ZM65 76V75H64ZM164 76H166V75H164ZM15 77V76H14ZM25 77H26V75H25ZM49 77V76H48ZM57 77V76H56ZM59 77V76H58ZM148 77V78H147ZM150 77H152V76H150ZM155 77V76H154ZM53 78V77H52ZM61 78V77H60ZM163 78V77H162ZM168 78V77H167ZM4 79V78H3ZM38 79V78H37ZM55 79V78H54ZM59 79V78H58ZM69 79V80H68ZM166 79V78H165ZM175 79V78H174ZM173 79V80H174ZM246 79H247V82H244V80L246 81ZM11 80V79H10ZM22 80V79H21ZM145 80V81H144ZM150 81H151V79H149ZM154 79H152V81H153ZM169 80V79H168ZM171 80V79H170ZM255 80V79H254ZM46 81V80H45ZM55 81V80H54ZM58 81V80H57ZM151 81V82H152ZM163 81V80H162ZM175 81V80H174ZM177 81V80H176ZM209 81H211V83L212 84H210L211 85V87H208V86H210V85H208L209 83ZM47 82V81H46ZM49 82V81H48ZM56 82V81H55ZM160 82V81H159ZM166 82V81H165ZM170 82H172V81H170ZM54 83V82H53ZM57 83V82H56ZM59 83V82H58ZM164 83V82H163ZM182 83V82H181ZM183 83V84H184ZM20 84V83H19ZM60 84V83H59ZM178 84H179V80H178ZM18 85V84H17ZM62 86H63V84H61ZM89 85V86H88ZM169 85H170V83H169ZM171 85H172V83H171ZM174 85V84H173ZM177 85V84H176ZM189 85V84H188ZM58 86H60V85H58ZM179 86L181 87V86H183V85H180L179 84ZM190 86V85H189ZM39 87V86H38ZM65 87H63V88H65ZM149 87H152V88H150L149 89ZM175 87V89L174 90H176V86H174ZM178 87V86H177ZM185 87V86H184ZM188 87V86H187ZM208 87V88H207ZM31 88V87H30ZM43 88V87H42ZM56 88V87H55ZM59 88V87H58ZM73 87H71V89H72ZM111 88V89H110ZM182 88V87H181ZM246 88H248V87H246ZM44 89V88H43ZM57 89V88H56ZM62 89V88H61ZM78 89V90H79ZM109 89V90H108ZM177 89H180V88H177ZM77 90V91H78ZM81 90V91H82ZM99 90V91H100ZM111 90V91H112ZM185 90H187V88L186 89H184V91ZM226 90H228L227 92H226ZM34 91V90H33ZM36 91V90H35ZM73 91V90H72ZM83 91H82V94H83ZM169 93H168V92ZM189 91V90H188ZM89 92V91H88ZM178 92H180V91H178ZM186 92V91H185ZM185 92H183V93H185ZM52 93V92H51ZM95 93V92H94ZM93 93V94H94ZM107 93V92H106ZM174 93V92H173ZM189 93V92H188ZM233 93V92H232ZM246 93V92H245ZM57 94V93H56ZM81 94V95H82ZM85 94V93H84ZM95 94H97V93H95ZM99 94V93H98ZM101 94L99 95V96H101ZM225 94V95H224ZM234 94V93H233ZM68 95V94H67ZM184 94H182V96H183ZM236 95V94H235ZM75 96V95H74ZM83 96V95H82ZM110 96V95H109ZM178 96V95H177ZM176 96V97H177ZM188 96V95H187ZM217 96H219V98L218 99H216V100H214V97H217ZM71 97V96H70ZM84 98H86L85 97V95L83 96ZM90 97H92V96H90ZM178 97H180V96H178ZM185 96H183L182 98H184ZM83 98V99H84ZM101 98V97H100ZM108 98V97H107ZM110 98H111V96H110ZM188 98V97H187ZM57 99V98H56ZM69 99H71V98H69ZM82 99V98H81ZM88 99V98H87ZM92 99V98H91ZM165 99V100H164ZM175 99V98H174ZM177 99V98H176ZM49 101V100H48ZM67 101V100H66ZM81 101V100H80ZM99 101V100H98ZM97 101V102H98ZM114 101H115V99H114ZM121 101H119V102H121ZM52 102V101H51ZM99 102H101V101H99ZM79 103V102H78ZM78 103H76V104H78ZM96 103V102H95ZM108 103V102H107ZM178 103H179V101H178ZM75 104V105H76ZM97 104V103H96ZM101 104V103H100ZM131 104V103H130ZM155 104V103H154ZM161 104H160V106H161ZM3 105V104H2ZM46 105V104H45ZM82 105V104H81ZM84 105V104H83ZM102 105V104H101ZM100 105V106H101ZM164 105H166V104H164ZM166 105V106H167ZM179 105H181V104H179ZM87 106V105H86ZM96 106V105H95ZM98 106V105H97ZM104 106V105H103ZM127 106V105H126ZM125 106V107H126ZM146 106V107H147ZM169 106V107H170ZM39 107V106H38ZM50 107V106H49ZM52 107V106H51ZM89 107H91V106H89ZM88 107V108H89ZM106 107V106H105ZM110 107V106H109ZM112 107V106H111ZM155 106H152V108H154ZM174 107V106H173ZM13 108H15V107H13ZM87 108V109H88ZM150 108H151V106H150ZM180 108V107H179ZM184 108H182L184 111H186ZM4 109V108H3ZM53 109V108H52ZM110 109V108H109ZM115 109V108H114ZM124 109V108H123ZM123 109H121V110H123ZM163 109V108H162ZM170 109V108H169ZM261 109V111L259 112V110ZM28 110V109H27ZM49 110V109H48ZM97 110V109H96ZM187 110V111H188ZM228 110V111H229ZM1 111V110H0ZM25 111V110H24ZM125 111V110H124ZM132 111V110H131ZM155 111V110H154ZM157 111V110H156ZM160 111V110H159ZM165 111V110H164ZM170 111H172V110H170ZM38 112H40V111H38ZM182 112V111H181ZM226 112V111H225ZM264 112V111H263ZM14 113H16V112H14ZM100 113V112H99ZM110 113V112H109ZM180 113V112H179ZM198 113V112H197ZM13 114V113H12ZM107 114V113H106ZM151 114V113H150ZM175 114V113H174ZM185 115L187 114V113H184ZM189 114V113H188ZM187 114V115H188ZM194 114V113H193ZM201 114H203V113H201ZM226 114V113H225ZM16 115V114H15ZM38 115V114H37ZM110 115V114H109ZM182 115H183V113H182ZM189 115H191V114H189ZM192 116V115H191ZM193 116H197L196 115V113L193 115ZM199 116H201V115H199ZM264 116V115H263ZM25 117V116H24ZM105 117H107V116H105ZM104 117V118H105ZM145 117H146V115H145ZM171 117H173V116H171ZM181 117V116H180ZM179 117V118H180ZM198 117V116H197ZM202 117V116H201ZM152 118H153V116H152ZM182 118H183V116H182ZM181 118V119H182ZM191 118V117H190ZM189 118V119H190ZM200 118V117H199ZM235 118V117H234ZM184 119V118H183ZM192 119V118H191ZM195 119L197 120L198 118H196L195 117ZM195 119H193V121L195 120ZM208 119V120H207ZM216 119V122H217V120L219 119V117H218V119L217 118H215ZM263 119V118H262ZM8 120H10V119H8ZM171 120V119H170ZM199 120V119H198ZM213 120H214V118H213ZM20 121V120H19ZM3 122V121H2ZM29 122V121H28ZM148 122V121H147ZM178 122V121H177ZM215 121H213V123H214ZM228 122V121H227ZM22 123H24V122H22ZM21 123V124H22ZM27 123V122H26ZM150 123V122H149ZM180 123H181V121H180ZM191 123V122H190ZM196 123V121H195V124L196 125H198ZM219 123V125L221 124L220 122H218ZM16 124V123H15ZM21 124H19V125H21ZM30 124V123H29ZM55 124V123H54ZM232 124V123H231ZM231 124H227V126L228 125H231ZM237 124V123H236ZM235 123L234 124H232L233 126H235L236 125ZM18 125V126H19ZM26 125V124H25ZM70 125V124H69ZM146 125V124H145ZM168 125V124H167ZM218 125V124H217ZM224 125V124H223ZM17 125H16V127L19 129V127H18ZM27 126V125H26ZM54 126V125H53ZM72 126V125H71ZM191 126V125H190ZM233 126H231V128H233ZM237 126V125H236ZM144 127V126H143ZM150 127V126H149ZM153 127V126H152ZM230 127V126H229ZM26 128V129H25ZM195 128H196V126H195ZM239 128V127H238ZM240 128V129H241ZM21 130H25V131H29V132H31L32 133V130H27L28 128L27 127H24V125H21V128H20ZM115 129V128H114ZM187 129V128H186ZM235 129H236V127H235ZM21 130H20V133H21ZM150 130V129H149ZM188 130V129H187ZM193 130H195V129H193ZM116 131V130H115ZM152 131H153V129H152ZM178 131V130H177ZM182 131V130H181ZM228 131V130H227ZM233 131V130H232ZM239 131V130H238ZM237 131V129H236V133L238 132ZM24 132V131H23ZM28 132V133H29ZM142 132V131H141ZM146 132V131H145ZM195 132V131H194ZM212 132H213V134H212ZM241 132V131H240ZM13 133V132H12ZM30 133V134H31ZM156 133V132H155ZM184 133V132H183ZM234 133H235V130H234ZM236 133H235V135H236ZM32 134H34V133H32ZM31 134V135H32ZM149 134V133H148ZM151 134V133H150ZM186 136L189 134V132L186 134V133H184ZM190 134H192V133H190ZM189 134V135H190ZM20 135V134H19ZM24 133H23V136L22 137H24ZM221 135H222V133H221ZM226 135V134H225ZM25 136H27V135H25ZM37 136V135H36ZM148 136V135H147ZM160 136V135H159ZM163 136V135H162ZM237 136V135H236ZM239 136V135H238ZM28 137H30L29 135H28ZM50 137V136H49ZM157 137V136H156ZM173 137V136H172ZM184 137V136H183ZM214 137V136H213ZM215 137H216V135H215ZM224 137V136H223ZM233 137H235V136H233ZM21 138V137H20ZM33 138H34V136H33ZM36 138V137H35ZM70 138V137H69ZM77 138V137H76ZM104 138V137H103ZM151 138V137H150ZM162 138V137H161ZM167 138V137H166ZM169 138V137H168ZM176 137H174V139H175ZM227 138H229V137H227ZM238 138V137H237ZM15 139V138H14ZM30 139V138H29ZM46 139V138H45ZM60 139V138H59ZM185 139V138H184ZM183 139V140H184ZM193 139H194V136H193ZM215 139V138H214ZM221 139H222V137H221ZM225 139V138H224ZM35 140V139H34ZM75 140V139H74ZM101 140V139H100ZM159 140V139H158ZM190 140H192V139H190ZM196 140V139H195ZM216 140V139H215ZM229 140H230V138H229ZM228 140V141H229ZM232 140V139H231ZM231 140H230V143H232V142H234V141H232L231 142ZM234 140V139H233ZM236 140V139H235ZM240 140V139H239ZM26 141V140H25ZM37 141V140H36ZM56 141V140H55ZM69 141H71V140H69ZM97 141V140H96ZM150 141H151V139H150ZM199 141V138H197V142ZM31 142V141H30ZM45 142V141H44ZM161 142H162V140H161ZM173 142V141H172ZM195 142V141H194ZM196 142V143H197ZM204 141H202V140H200V142L199 143H203ZM205 142V143H206ZM213 142H214V140H213ZM217 144L220 142H217V141H215ZM223 142H225V141H223ZM223 142H220V143H223ZM241 142V141H240ZM246 142V143H247ZM26 143V142H25ZM57 143V142H56ZM108 143V142H107ZM123 143V142H122ZM142 143V142H141ZM153 143V142H152ZM167 143V142H166ZM175 143V142H174ZM187 143V142H186ZM211 143V142H210ZM229 143V142H228ZM191 144H192V142H191ZM195 144V143H194ZM211 144H214L215 145V143H211ZM210 144V145H211ZM48 145V144H47ZM130 145V144H129ZM187 145V144H186ZM196 145V144H195ZM200 145V144H199ZM203 145H205V144H203ZM220 145V144H219ZM218 145V146H219ZM45 146V145H44ZM104 146V145H103ZM138 146V145H137ZM159 146V145H158ZM163 146V145H162ZM168 146H170V145H168ZM174 146V145H173ZM193 146V145H192ZM198 146V145H197ZM201 146V145H200ZM211 146H213V145H211ZM40 147V146H39ZM127 147V146H126ZM166 147V146H165ZM203 147V146H202ZM206 147H207V144H206ZM217 147V146H216ZM220 147V148H219ZM218 148L220 149V152H221V146H219ZM224 148L226 147V146H223ZM250 147V148H251ZM52 148V147H51ZM106 148V147H105ZM129 148V147H128ZM132 148V147H131ZM136 148V147H135ZM139 148V147H138ZM177 148H179L178 147V144H177ZM193 149H194V155H192V156H190V157H188V159L190 158V160H188V162L186 161V163L184 164L185 165V167H186V169H188V170H190V172L192 173L193 171H194V173L196 172V173H200L202 170H204V169H206L207 167L209 168H211L212 169V171H213V187H214V189H215V187H219V189L220 188H226L227 190H228V192H227V195L229 196V197H231L232 196V194H233V191H231L230 190V188L229 187H231L232 186V182H234V175H235V172H236V168H231V166H230V164H229V162H227V161H225L224 159L225 158H223V160H219L220 159V157L218 156V155H216L215 153L213 154L212 152V148H204L205 149V153H202V157H201V160H202V163H203V166L201 165V166H199L200 168H202V170L199 168V167H194V166H191L192 165V163H195V159L197 158V156H198V154H195V152L196 153H199L200 152V150L202 151V149H197V147H195L194 148V146L192 147ZM224 148H222V149H224ZM232 148V147H231ZM142 149V148H141ZM182 150V148L180 147L179 148V150ZM184 149V148H183ZM189 149H190V147H189ZM193 149H191V150H193ZM216 149V148H215ZM225 149H228V148H225ZM147 150V149H146ZM174 150V149H173ZM211 150V151H210ZM214 150V149H213ZM241 150H242V148H241ZM244 150V149H243ZM128 151V150H127ZM126 151V152H127ZM133 151V150H132ZM141 151V150H140ZM245 151V150H244ZM243 151V152H244ZM100 152V151H99ZM98 152V153H99ZM164 152H165V150H164ZM193 152V151H192ZM214 152H216V150H214ZM218 152V151H217ZM220 152H218V153H220ZM223 152H224V150H223ZM231 152V151H230ZM233 152V151H232ZM246 152V151H245ZM85 153V152H84ZM132 153V152H131ZM141 153H142V151H141ZM229 153V152H228ZM227 153V154H228ZM248 153H250L249 151H248ZM253 153V154H254ZM114 154V153H113ZM171 154H173V153H171ZM221 154V153H220ZM226 154V153H225ZM252 154V153H251ZM72 155V154H71ZM86 155V154H85ZM100 155V154H99ZM155 155V154H154ZM174 155H176L175 153H174ZM222 155V154H221ZM224 155V154H223ZM236 155V154H235ZM244 155V154H243ZM75 156V155H74ZM90 156V155H89ZM103 156V155H102ZM142 156V155H141ZM153 156V155H152ZM225 156V155H224ZM237 156V155H236ZM239 156H242V155H239ZM97 157V156H96ZM248 157V156H247ZM101 158V157H100ZM132 158V157H131ZM155 158V157H154ZM158 158V157H157ZM181 158V157H180ZM229 158H230V156H229ZM234 158V157H233ZM66 159V158H65ZM149 159V158H148ZM172 159H174L173 157H171L170 155L169 156H165V154H164V158H161V160H164V162H162V163H164V164H171V161H172ZM183 159V158H182ZM185 159V158H184ZM183 159V160H184ZM187 159V158H186ZM199 159V158H198ZM211 159H214V160H219L221 163H220V165L221 166H212L210 163H213V160L212 161H210ZM248 159V158H247ZM246 159V160H247ZM67 160V159H66ZM96 160V159H95ZM94 160V161H95ZM147 160V159H146ZM151 160V159H150ZM175 160V159H174ZM179 160V159H178ZM177 160V161H178ZM200 160V161H201ZM110 161V160H109ZM137 161V160H136ZM148 161V160H147ZM230 161H231V159H230ZM248 161H244V160H239L238 158H235V162H236V167H237V170H240L239 172H241V171H243V170H246V169H249L250 168V164L248 163ZM68 162V161H67ZM180 162H181V160H180ZM177 163V162H176ZM199 163V162H198ZM218 163V162H217ZM160 164V163H159ZM180 164V163H179ZM178 164V165H179ZM200 164V163H199ZM198 164V165H199ZM215 164V163H214ZM54 165V164H53ZM217 165H219V164H217ZM166 166V165H165ZM177 166V165H176ZM183 166V165H182ZM137 167V166H136ZM170 167V166H169ZM172 167V166H171ZM173 167H174V163H173ZM152 168V167H151ZM156 168V167H155ZM160 168H162V167H160ZM180 168V167H179ZM182 168V167H181ZM207 168V169H208ZM11 169V168H10ZM148 169H149V167H148ZM170 169H172L173 170V168H170ZM174 169H175V167H174ZM176 169H178V168H176ZM183 169V168H182ZM206 169V170H207ZM262 169H260V170H262ZM154 170V169H153ZM181 170V169H180ZM205 170V171H206ZM251 171L253 170V169H250ZM249 170V171H250ZM259 170V171H260ZM123 171V170H122ZM129 171H131V170H129ZM142 171V170H141ZM212 171H210V172H212ZM178 172V171H177ZM183 172H185L184 170H183ZM189 172V171H188ZM210 172H208L209 174H210ZM254 172L255 171H253V174H254ZM141 173V172H140ZM143 173V172H142ZM194 173H192V174H194ZM202 173V172H201ZM249 173V172H248ZM13 174V173H12ZM11 174V175H12ZM97 174V173H96ZM186 174H188L187 172H186ZM197 174V175H198ZM209 174H207V172H205V176H203L204 178L206 177V175H209ZM147 175V174H146ZM200 176H201V174H199ZM198 175V176H199ZM203 175V174H202ZM243 175V174H242ZM252 175V174H251ZM250 175V176H251ZM260 175V174H259ZM157 176V175H156ZM159 176V175H158ZM163 176V175H162ZM178 176H180V175H178ZM191 176V175H190ZM196 176V175H195ZM195 176H193L194 178H196ZM199 176V177H200ZM144 177H145V175H144ZM181 177H183V176H181ZM186 177V176H185ZM188 177V176H187ZM186 177V178H187ZM203 177H201V178H203ZM3 178V177H2ZM5 178V177H4ZM153 178V177H152ZM207 178H209L208 176H207ZM242 178V177H241ZM252 178V176L251 177H248V179H251ZM258 178H259V176H258ZM147 179V178H146ZM181 179V178H180ZM183 179V178H182ZM181 179V180H182ZM188 179V178H187ZM191 179V178H190ZM199 179V178H198ZM237 179V178H236ZM247 179V178H246ZM247 179V180H248ZM253 179V178H252ZM183 180H185V178L183 179ZM182 180V181H183ZM201 180V179H200ZM207 180V179H206ZM259 180V179H258ZM7 181V180H6ZM186 181V180H185ZM189 181V180H188ZM172 182V181H171ZM187 182V181H186ZM200 182V181H199ZM203 182V181H202ZM236 182V181H235ZM238 182H239V180H238ZM243 182V181H242ZM153 183V182H152ZM180 183V182H179ZM181 183H184V182H181ZM180 183V184H181ZM188 183V182H187ZM196 183V182H195ZM201 183V182H200ZM204 183L206 184V182L204 181ZM249 184H251V183H249ZM177 185H179V184H177ZM186 185V184H185ZM188 185V184H187ZM194 185V184H193ZM192 185V186H193ZM197 185V184H196ZM203 185V184H202ZM209 185H210V183H209ZM231 185V186H230ZM234 185V184H233ZM151 186V185H150ZM184 186V185H183ZM198 186V185H197ZM204 186V185H203ZM207 186V185H206ZM248 186H250V185H248ZM251 186H252V184H251ZM258 186V185H257ZM185 187V186H184ZM189 187H190V185H189ZM194 187H196V186H194ZM193 187V188H194ZM199 187V186H198ZM202 187V186H201ZM209 187V186H208ZM188 188V187H187ZM210 188L212 189V187L210 186ZM232 188V187H231ZM258 188V187H257ZM256 188V189H257ZM153 189V188H152ZM157 189V188H156ZM178 189V188H177ZM181 189V188H180ZM191 189H192V187H191ZM204 189V188H203ZM207 189H209V188H207ZM206 189V190H207ZM211 189H209L208 191H210ZM238 189V188H237ZM252 188H248V187H245V186H243L241 189H239V191L236 193V197L238 198V200H240V198H242L243 196H248L249 197V193H251V190ZM202 190V189H201ZM205 190V189H204ZM206 190H205V192H206ZM155 191V190H154ZM184 191V190H183ZM237 191V190H236ZM150 192V191H149ZM157 192V191H156ZM202 192V191H201ZM213 192V191H212ZM221 192V191H220ZM219 192V193H220ZM223 192H225V191H223ZM179 193V192H178ZM203 193V192H202ZM209 193V192H208ZM216 193V192H215ZM222 193V192H221ZM207 194V193H206ZM210 194H212V193H210ZM234 194H235V192H234ZM99 195V194H98ZM155 195V194H154ZM153 195V196H154ZM181 195V194H180ZM186 195V194H185ZM189 195H190V193H189ZM205 195V194H204ZM214 195V194H213ZM216 195V194H215ZM226 195V194H225ZM225 195H223L224 197H225ZM11 196V195H10ZM25 196V195H24ZM101 196V195H100ZM150 196V195H149ZM158 196H160V194L158 195ZM157 196V198H155V201H156V203H158L157 201L160 199L159 197ZM198 196V195H197ZM219 196V195H218ZM8 197V196H7ZM7 197H4V198H2L1 200H0V203L1 204H4L5 205V208L7 207V208H9V210H14L15 212H17V210H19V211H21L22 213H23V211H25L28 215H31V218H30V221H31V225L36 229V231H37V233H39L40 234V236H41V242H42V244L45 246V245H51V246H53V247H55V248H57V249H67V248H65V246H63L61 243H59L58 241H56L55 239H53L45 230H44V228L39 224V222H38V220H37V218L35 217V215L34 214H32L31 212L29 213L28 212V210L25 208V206L22 204V203H20V202H18V201H16V199H15V201L12 199H9V198H7ZM217 197V196H216ZM224 197H222V198H224ZM240 197V198H239ZM38 198V197H37ZM103 198V197H102ZM159 198V199H158ZM210 198H211V196H210ZM215 198V197H214ZM221 198V199H222ZM232 198V197H231ZM230 198V199H231ZM153 199V198H152ZM204 199V198H203ZM216 199V198H215ZM214 199V201H216V203H215V205L213 204V208H214V206H215V211H217V212H215L217 215H218V219L220 220V223H221V225L223 224L224 225V227H225V225L227 224V223H229V224H232L231 226L234 228V231H235V229H236V227H237V224L238 223H240L237 219H235V217H231V214L232 213H234L235 212V210L237 209V208H235L234 206H228V204L227 205H225L224 203H220V202H218L217 203V200H218V198H217V200H215ZM227 199V198H226ZM225 199V200H226ZM31 200V199H30ZM37 200V199H36ZM105 200V199H104ZM161 200V199H160ZM159 200V201H160ZM163 200V199H162ZM161 200V201H162ZM185 200V199H184ZM224 200V199H223ZM222 200V201H223ZM224 200V201H225ZM229 200V199H228ZM241 200H243V199H241ZM35 201V200H34ZM34 201H33V204H34ZM152 201H154V200H152ZM177 201V200H176ZM189 201V200H188ZM198 201V200H197ZM211 201V200H210ZM214 201H212V203L214 202ZM219 201H221L220 200V197H219ZM37 202V201H36ZM40 202V201H39ZM166 202V201H165ZM187 202V201H186ZM28 203V202H27ZM30 203V202H29ZM42 203V202H41ZM160 203L161 202H159V205H160ZM164 203V202H163ZM185 203V202H184ZM189 203V202H188ZM210 203V202H209ZM227 203V202H226ZM33 204H31V206L33 205ZM152 204V203H151ZM155 204V203H154ZM153 204V205H154ZM200 204H202V203H200ZM211 204V203H210ZM239 204V203H238ZM241 204V203H240ZM247 204V203H246ZM165 205V204H164ZM212 205V204H211ZM229 205H230V203H229ZM155 207H156V204L154 205ZM158 206V205H157ZM210 205H208V207H209ZM243 206V205H242ZM45 207V206H44ZM111 207V206H110ZM151 207H153V206H150V208ZM159 207V206H158ZM160 207H163L162 206V204H161V206ZM187 207V206H186ZM207 207V208H208ZM210 207H212V206H210ZM206 208V209H207ZM262 208H263V206H258V210L259 211H257L258 213H260L261 211H262ZM152 209V208H151ZM154 209H156V208H154ZM162 209V208H161ZM149 210V209H148ZM153 210V209H152ZM209 210V209H208ZM211 211H212V209H210ZM257 210V209H256ZM118 211V210H117ZM24 212V213H25ZM148 212V211H147ZM158 212V211H157ZM214 212H213V214H214ZM248 212V211H247ZM25 213V214H26ZM165 213V212H164ZM207 213V212H206ZM205 213V214H206ZM212 213V212H211ZM54 214V213H53ZM213 214H211V215H213ZM249 214V213H248ZM48 215V214H47ZM121 216H123L122 214H120ZM134 216V215H133ZM192 216V215H191ZM199 216V215H198ZM209 216V215H208ZM207 216V217H208ZM216 216V215H215ZM18 217V216H17ZM211 217V216H210ZM209 217V218H210ZM214 217V216H213ZM125 218V217H124ZM216 218V217H215ZM9 219V218H8ZM53 219V218H52ZM180 219V218H179ZM205 219H206V217H205ZM211 219V218H210ZM210 219L209 220H207V221H209L210 222ZM217 219V218H216ZM116 220V219H115ZM162 220V219H161ZM168 220H169V218H168ZM236 220L238 221V223L236 222ZM50 221V220H49ZM157 221V220H156ZM156 221H154L155 223H156ZM170 221V220H169ZM217 221V220H216ZM261 221V220H260ZM58 222V221H57ZM117 222V221H116ZM126 222H129V221H126ZM154 222H152L151 224H152V226H154L155 227V224H154ZM161 222V221H160ZM164 222V221H163ZM168 222V221H167ZM208 222V223H209ZM211 222H213L212 220H211ZM210 222V223H211ZM133 223V222H132ZM159 223V222H158ZM204 223V222H203ZM206 223V222H205ZM208 223H206V224H208ZM218 223V222H217ZM219 223V224H220ZM237 223V224H236ZM142 223H139V222H135V223H133L132 224V226L133 227H135V229L138 227V226H142L141 225ZM154 224V225H153ZM160 224V223H159ZM159 224H157L158 226H159ZM163 224V223H162ZM212 224H214V222L213 223H211V225ZM128 225H131V224H128ZM197 225V224H196ZM223 225L221 226L222 228H223ZM242 225H243V223L241 224V227H242ZM95 226V225H94ZM131 226V227H132ZM215 226V225H214ZM213 226V227H214ZM230 226V225H229ZM240 226V225H239ZM249 226V225H248ZM143 227V226H142ZM141 227V228H142ZM145 227V226H144ZM150 227V226H149ZM164 228H165V226H163ZM163 227H156V229L154 228V230L152 229V227H151V229H149V230H152V232L151 231H149L150 233V237H152L153 235H155L156 237H160V234L158 233V232H160L161 231V229L163 228ZM207 227V226H206ZM205 227V228H206ZM209 227H212V226H209ZM217 227V226H216ZM161 228V229H160ZM204 228V229H205ZM264 228V227H263ZM138 229V228H137ZM197 229H198V227H197ZM208 229V228H207ZM210 229H212V228H210ZM210 229H208V231L210 230ZM213 229H215V228H213ZM212 229V230H213ZM242 229H243V227H242ZM32 230V229H31ZM164 230H166V229H164ZM164 230L162 229V233L164 232ZM212 230H210V231H212ZM233 230V229H232ZM94 231V230H93ZM215 231V230H214ZM217 231V230H216ZM147 232H148V230H147ZM168 233H169V231H167ZM206 232V231H205ZM233 232V231H232ZM33 233H34V230H33ZM106 233V232H105ZM165 233H166V231H165ZM164 233V234H165ZM140 234V233H139ZM109 235V234H108ZM123 235V234H122ZM119 236H121V235H119ZM135 236V235H134ZM139 236V235H138ZM137 236V237H138ZM219 236V235H218ZM98 238H99V241H101V242H108L109 240H110V238H106L105 236L104 237H100V236H97ZM126 237V236H125ZM129 237V236H128ZM136 237V238H137ZM149 237V236H148ZM232 237H233V235H232ZM121 238V237H120ZM132 238H133V236H132ZM135 238V239H136ZM117 239H119V238H117ZM135 239H133V240H135ZM214 239V238H213ZM212 239V240H213ZM166 243L168 244V247L170 248H168L171 252H172V255H174L175 253H173V251H172V246L170 247V244H169V242H167L166 241ZM193 244V243H192ZM172 245V244H171ZM213 245V244H212ZM222 245V244H221ZM196 247H197V245H196ZM222 247V246H221ZM72 249H73V247H72ZM71 249V250H72ZM211 249V248H210ZM208 251V250H207ZM170 252V253H171ZM197 252V251H196ZM198 253V252H197ZM222 253V252H221ZM224 253V252H223ZM218 254V253H217ZM216 254V255H217ZM192 255V254H191ZM226 255V254H225ZM176 256V255H175ZM210 256V255H209ZM230 256V255H229ZM176 258L177 259H179L180 260V262L179 263H181V264H195L194 262H192L191 260H190V258L189 259H181L179 256H176ZM207 258V257H206ZM193 259V258H192ZM166 264V263H165Z\"/></svg>",
	"mask_w": 264,
	"mask_h": 264
}]
</instances>
